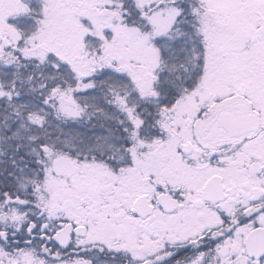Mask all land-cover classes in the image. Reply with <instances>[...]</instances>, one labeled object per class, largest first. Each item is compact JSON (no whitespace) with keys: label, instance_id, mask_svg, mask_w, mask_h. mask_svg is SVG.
<instances>
[{"label":"snow or ice","instance_id":"6c2138e0","mask_svg":"<svg viewBox=\"0 0 264 264\" xmlns=\"http://www.w3.org/2000/svg\"><path fill=\"white\" fill-rule=\"evenodd\" d=\"M0 264H264V0H0Z\"/></svg>","mask_w":264,"mask_h":264}]
</instances>
